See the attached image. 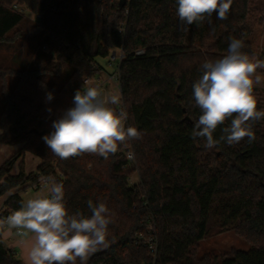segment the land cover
<instances>
[{
    "label": "trees",
    "instance_id": "1",
    "mask_svg": "<svg viewBox=\"0 0 264 264\" xmlns=\"http://www.w3.org/2000/svg\"><path fill=\"white\" fill-rule=\"evenodd\" d=\"M22 9L37 16L39 45L51 51L39 49L22 64L0 63V144L22 145L0 166V220L22 207V191L39 189L53 177L64 185L70 213L90 216L89 200L112 212L107 246L92 253L87 264H264V119L253 125L252 142L245 138L207 149L191 138L202 114L192 96L201 64L226 55L230 38L243 39L242 51L256 56L251 0H233L227 19L213 14L211 23L187 30L176 14V0H0V44L22 36ZM113 50L125 55L119 84L127 126L142 138L107 160L89 153L67 160L54 156L42 137L74 106L83 79L105 70L98 59L109 58ZM254 93L257 109L264 110V92L254 88ZM224 126H218L215 139ZM130 150L136 164L127 159ZM26 154L40 160L29 173ZM136 171L140 182L132 185ZM212 221L222 231L234 230L249 249L220 257L201 253ZM4 227L0 264H24L5 246ZM152 238L156 250L144 243Z\"/></svg>",
    "mask_w": 264,
    "mask_h": 264
},
{
    "label": "clouds",
    "instance_id": "2",
    "mask_svg": "<svg viewBox=\"0 0 264 264\" xmlns=\"http://www.w3.org/2000/svg\"><path fill=\"white\" fill-rule=\"evenodd\" d=\"M176 14L183 25L191 26L207 20L213 14L219 20L228 17L233 0H176ZM243 39L230 38L227 54L218 59H206L200 66L201 76L193 84V100L201 115L194 123L193 140H202L212 149L221 142L235 145L255 140L253 125L264 119V110L257 109L254 86L262 82L257 69H264V61L250 58ZM53 94H46L51 101ZM121 103L116 95L105 96L97 87L77 89L73 107L66 109L52 122L54 129L42 137L51 153L62 160L84 153L96 154L107 160L119 148L142 133L125 126L127 113L114 105ZM51 112V109H48ZM230 123H226L229 122ZM222 135L214 138L218 126ZM128 153V159H133ZM48 195L28 199L19 210L13 211L0 226L9 232L28 236L26 264H87L89 256L99 247L107 246L112 212L103 203L87 201L91 215L77 211L70 213L66 206L63 183L53 177L45 178ZM22 230V231H21ZM8 233H5L7 235Z\"/></svg>",
    "mask_w": 264,
    "mask_h": 264
},
{
    "label": "rangeland",
    "instance_id": "3",
    "mask_svg": "<svg viewBox=\"0 0 264 264\" xmlns=\"http://www.w3.org/2000/svg\"><path fill=\"white\" fill-rule=\"evenodd\" d=\"M264 0H251V26L253 27V35L251 36V42L253 44L256 59L264 61ZM26 21L19 28L22 36L18 34L14 42L0 44V63L6 65H17L27 61H31L34 54L39 49L46 52H50V47L45 45H39V38L42 33V28L35 22V16L30 12H25ZM20 33V34H21ZM13 35V34H11ZM57 54V51H53ZM109 58H99L98 62L102 64L105 70L98 76L105 82L103 88H99L100 82L97 80L92 84V87H97L102 94L107 97L116 95L121 97L120 91L117 86V82L108 81V77L116 72V67L109 64ZM257 74L261 76L262 82L259 85H255L254 88L258 89V92H264V69H257ZM101 81V82H102ZM115 106V105H114ZM2 146V145H1ZM8 146V145H7ZM11 146V145H10ZM0 154H6V152L13 153L12 147H0ZM16 152V151H15ZM14 152V153H15ZM12 155V154H11ZM1 156V155H0ZM39 160L30 154H26L24 158V168L27 173L32 172L37 167ZM19 172L18 164L13 168V173ZM130 182L132 185L140 182L138 171L134 172L130 176ZM50 185L45 184L39 189L28 187L21 192V195L26 202L30 198H35L38 195H48ZM7 227V226H6ZM202 247L201 253H212L217 256H223L235 249L247 250L249 244L234 230L222 231L219 226L211 222V233L209 237L201 241ZM20 258V257H19ZM22 259V258H20Z\"/></svg>",
    "mask_w": 264,
    "mask_h": 264
},
{
    "label": "built area",
    "instance_id": "4",
    "mask_svg": "<svg viewBox=\"0 0 264 264\" xmlns=\"http://www.w3.org/2000/svg\"><path fill=\"white\" fill-rule=\"evenodd\" d=\"M21 11L24 13L27 12L26 9H22ZM36 18H37V16H35V19ZM137 53H141V51H138ZM124 57H125V55H124L122 50H113V51H111V53L109 55V59H110L109 64L112 66L114 65L116 67V72L108 77V81L114 82V83L117 82V86H118V89L120 91V95H121V90H120V84H119L120 83V71L119 70H120V64H121L122 60L124 59ZM96 80L98 82H100L99 88H103L105 82L101 80V77H98V76L94 77V78L85 77L83 79V86H84L83 90H85L88 87H92V84ZM120 101H121V103L119 105H116L117 110L122 108L124 111H126L125 105L122 101V96L120 97ZM127 122H128V117H127V120L125 121V126H127ZM129 152H132L134 154V152L132 150L128 151L127 152V159H128V153ZM128 161L130 164H136L135 154L133 155V159H131V160L128 159ZM43 184H44V181H42V184H41L42 187L44 186ZM34 187H36V185H34ZM5 226H7V225L5 224ZM144 243L145 244L148 243L150 245L151 249L156 250V246H157V240L156 239L152 238L150 240H144Z\"/></svg>",
    "mask_w": 264,
    "mask_h": 264
},
{
    "label": "crops",
    "instance_id": "5",
    "mask_svg": "<svg viewBox=\"0 0 264 264\" xmlns=\"http://www.w3.org/2000/svg\"><path fill=\"white\" fill-rule=\"evenodd\" d=\"M34 16H36V15H34ZM1 145L5 146V147H12V149H15V151H18L22 147L21 144L11 145V146L0 144V147H2ZM0 149H2V148H0ZM15 151L13 150V153H10V152L7 153L6 152V154H4V153L0 154L1 155L0 156V166L3 164V162L6 159H8L11 156V154L13 155ZM39 162H40V160H39ZM39 162H37V163L39 164ZM3 207H4V197L0 198V212L3 210ZM5 233H8V234L5 235ZM2 238H3L5 246L10 248V249H13L16 253V257L19 260H21L24 264H26V243L29 240V237L18 235L17 230H15V229H12L9 232L8 227L5 226L3 229V232H2ZM19 257L22 259H20Z\"/></svg>",
    "mask_w": 264,
    "mask_h": 264
}]
</instances>
